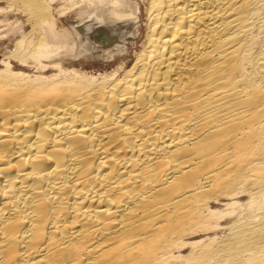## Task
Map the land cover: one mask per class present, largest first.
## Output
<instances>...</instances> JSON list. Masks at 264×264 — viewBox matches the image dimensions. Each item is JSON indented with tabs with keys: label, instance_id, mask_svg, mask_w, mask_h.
<instances>
[{
	"label": "bare ground",
	"instance_id": "1",
	"mask_svg": "<svg viewBox=\"0 0 264 264\" xmlns=\"http://www.w3.org/2000/svg\"><path fill=\"white\" fill-rule=\"evenodd\" d=\"M2 49L0 264H264V0H0Z\"/></svg>",
	"mask_w": 264,
	"mask_h": 264
},
{
	"label": "rangeland",
	"instance_id": "2",
	"mask_svg": "<svg viewBox=\"0 0 264 264\" xmlns=\"http://www.w3.org/2000/svg\"><path fill=\"white\" fill-rule=\"evenodd\" d=\"M70 21L72 22V21H73V19H69L67 22H68V23H71ZM3 49H6V48H5V47H3ZM3 49L0 51V55H2L3 53H5V52H7V51H9V50H10V49H7L6 51H5V50L3 51ZM88 61H89V62H94V61H90V60H88Z\"/></svg>",
	"mask_w": 264,
	"mask_h": 264
}]
</instances>
